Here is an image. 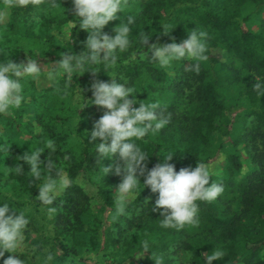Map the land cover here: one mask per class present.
I'll return each instance as SVG.
<instances>
[{"label": "trees", "instance_id": "16d2710c", "mask_svg": "<svg viewBox=\"0 0 264 264\" xmlns=\"http://www.w3.org/2000/svg\"><path fill=\"white\" fill-rule=\"evenodd\" d=\"M52 4L53 0H41L36 6L11 8L8 19L0 24L10 46L15 45L14 51L22 56L25 63L28 56L33 58L36 50L29 48L24 53L14 38L38 39L33 31L34 22L30 21L32 16L38 18L40 30L59 28L70 23L68 20L76 19L72 0H57L56 6ZM4 7L5 0H0V11ZM263 13L264 0L126 1L124 13L118 12L117 15L121 16V22H126L128 16L135 19L130 33L131 47L119 54L114 69L102 68L96 74L74 73V85L81 89L85 100L91 99L90 84L96 80L108 81L111 77L108 74L115 71L135 89L133 94L137 100L149 98L162 102L164 114H171L170 122L155 136L150 134L144 141H136L149 154L145 162L148 169L157 163H165L163 156L169 153L174 156L167 162L174 164L176 171L188 166L194 168L201 160L214 162L223 151L224 144L228 143L227 175L221 178L217 174L213 176L214 181L224 185L225 191L216 201L199 202V223L186 225L180 230L160 226V213L151 210L158 193L151 192L147 186L143 189L141 186L140 194L114 222L88 224L84 215L90 208L92 197L84 182L96 184L102 197H107L110 190L121 182V176L115 174V164L122 163L118 154L97 161L89 137L85 135L92 131L94 122L105 109L100 107L88 122L83 118L87 107L77 109V114L76 108L69 107L66 112H71L77 119L80 117L73 132L60 129L55 118L40 116L38 120L46 136L54 140L58 148L55 153L46 150L41 159H53L73 179L72 187L66 189L53 206L57 214L49 249L55 256L52 264L89 262L79 254L77 247L95 248L98 240L93 233L110 226L117 231L111 244H119L128 254L126 262L131 264H154L152 252L153 258L163 255L166 264H174L176 255L180 254L188 259V264H204L205 255L214 248H222L226 254L212 264H264V96L258 95L253 87L258 79H264ZM119 22L110 21L102 31L114 36L113 29ZM248 22L256 23L257 30L245 27ZM162 26L170 29L167 35L163 34ZM195 27L208 32V60L201 62L199 74L186 70L185 67L191 63L186 60L176 68V75L170 77L165 69L144 57L143 53H151L148 45L140 47L138 33L153 34L149 44L160 42L165 45L173 38L176 42L186 39L187 32ZM87 37V31L77 23L72 29L71 50L77 54L84 51ZM215 48L225 51L227 57L214 53ZM133 55H136L135 60L131 59ZM57 59H62V56L58 55ZM118 75L115 77L121 81ZM64 82L67 83L62 80ZM86 123L90 126L84 134ZM75 135L78 137L76 142L73 139ZM218 135L224 137V141L217 142ZM240 145H244L255 168L236 180L234 176L241 172L243 166ZM10 146L5 159L9 168L6 181L12 191V198H9L12 199L11 206L33 205L37 189L28 193L32 182L29 166L16 157L24 153L18 144L11 143ZM18 162L23 172L17 176L14 168ZM109 165H112V171L104 175L103 166ZM143 179L140 177L141 183ZM14 213L15 210L10 211V214ZM145 240L150 242L152 250L143 254L141 244ZM138 252L143 255H134ZM16 255L4 253L0 264L9 256ZM21 256L29 264L26 256Z\"/></svg>", "mask_w": 264, "mask_h": 264}, {"label": "clouds", "instance_id": "9594fccd", "mask_svg": "<svg viewBox=\"0 0 264 264\" xmlns=\"http://www.w3.org/2000/svg\"><path fill=\"white\" fill-rule=\"evenodd\" d=\"M40 3L41 0H5L4 10L0 11V24L6 21L9 9L36 6ZM56 3L57 0H53L52 6H56ZM72 5L76 19L68 20L70 23L65 29V47L68 51L60 54L62 59L54 65L45 64L50 65L46 72L45 65L42 70L37 64L36 57L42 56L39 54L35 58L28 56L26 63H15L11 59L0 60V114H11L12 109L21 107L25 101L24 89L27 79H39L43 73L47 81L58 84L62 79L70 80L74 73L96 74L102 68L114 69L119 54L131 47L130 33L135 19L128 16L126 22H121V16L117 15L118 12L124 13L126 0H72ZM64 13L63 8V15ZM112 20L120 21L113 29L114 36L102 31ZM77 23L89 33L85 50L79 54L71 50L72 29ZM162 29L163 34L169 33L170 29L164 26ZM152 35L147 32L138 33L139 45L140 47L148 45V52L151 55L145 52L144 57L162 69L171 68L176 64L174 61L186 58L191 62L185 67L186 70L199 74L201 62L208 60V32L205 30L195 27L187 32L186 39L176 42L173 38L172 42L163 46H158L155 42L149 44ZM131 59L135 60L136 55ZM108 75L115 77L118 74L113 71ZM118 76L122 83L115 78L110 82L93 81L89 86L92 92L91 99L85 100L80 88L75 96L76 114L77 109L92 104L105 109L104 114L94 122L92 131L86 136L89 137L97 161L101 162L106 157L111 158L118 154L119 161L122 162L115 164V174L121 176V182L116 187L113 197L117 212L124 214L127 202L140 194L141 186L142 189L147 186L151 192L158 193L151 210L160 213L161 227L180 230L186 225L198 224L199 202L216 201L225 191L224 185L214 181L213 176L216 167L226 157L221 154L214 162L201 160L194 168L188 166L176 171L175 165L167 162L174 156L169 153L166 157L162 155L165 163H157L148 169L145 162L149 154L136 141H144L150 134L155 136L161 132L170 122L171 114H164L162 102L157 99L140 100L139 106L135 107L137 104L136 95L133 94L135 89L125 77ZM253 87L258 91V95L264 96V79H258ZM78 118L80 119L79 116ZM39 132L43 130L38 128L36 133ZM97 140L99 142H96ZM82 142L84 144V138ZM10 147L0 144V153H9ZM57 149L56 142L46 137L43 146L35 148L30 146L29 151L22 156H16L18 161L23 160L29 166V177L40 181L36 199L42 202L41 205L50 206L49 212L56 210L51 206H54L61 193L73 185V179L64 167L58 166L51 158L41 159V154L46 150L55 153ZM110 171L112 165L103 166L104 175ZM14 172L17 176L23 172L19 162ZM140 177H144L143 183L140 182ZM9 205L10 203L0 202V257L4 256L5 251L16 253V256L4 259L3 264H26L20 252L26 247L25 231L30 220L24 212L15 210L14 214H10ZM141 248L143 254L152 250L147 240L142 242ZM225 254L222 248H214L210 254L205 255L204 264H212V261L224 258ZM134 255L142 256L139 252ZM191 255L193 253L189 254V258ZM95 258L93 255V259ZM151 258L154 264H166L163 255L153 258L152 252ZM54 259V254L48 251L42 264H52Z\"/></svg>", "mask_w": 264, "mask_h": 264}, {"label": "rangeland", "instance_id": "374dc122", "mask_svg": "<svg viewBox=\"0 0 264 264\" xmlns=\"http://www.w3.org/2000/svg\"><path fill=\"white\" fill-rule=\"evenodd\" d=\"M130 1L134 3L138 0ZM3 10L4 9H2V11ZM9 13L10 9L8 10V15ZM37 19L38 18L35 16H32V20L30 19V21L34 22L33 31L36 35H38V39H36V41H32L28 37H21L23 38L21 40H19L18 37H15L14 41L15 43H18L17 45H20L19 48L24 51V53L29 51V48L36 50L33 51V58H35L37 54L42 55L36 57V60L38 66H40L43 70V66L45 64L54 65L58 61V55L68 50V48L65 47V29L69 23L59 28L53 27L49 30H40ZM257 20L258 19L256 18L255 21L257 22ZM245 27L257 30L258 25L254 22H248L245 23ZM4 34L5 32L0 29V60L7 61L8 59H11L15 63H25L22 56L18 54V52L14 51L15 45L10 46V42H8L6 35ZM156 44L158 46H163L160 42ZM11 47H13V49H11ZM213 52L221 53L223 54V57H227L226 52L222 49L215 48L213 49ZM186 60V58H183L180 61H174L176 64H174L171 68L165 69L169 73L170 77H174L176 75V68ZM49 66L50 65L44 66L45 72L48 70ZM114 78L117 79L116 77L111 76L108 82ZM62 80L67 81V83H62ZM62 80H60L58 84L51 83L46 80L43 73L39 79L33 80L29 78L26 80L24 103L20 108L12 109L11 114H2V117L0 118V144L10 146L11 143H16L21 148L23 153L29 151L30 146L32 148L43 146L47 136L42 124L38 120L40 116H45L46 119H48L47 117L57 119V124L61 127L60 129L64 131L73 132L75 130L79 124V120L76 116H74V114L66 111H68L69 107L72 109L77 108L75 96L79 87L74 85L75 83L73 77L70 80ZM117 81L121 82L118 79ZM138 102L139 100H137V104L134 105L135 107L139 106ZM100 109V106L94 104L88 105L84 113V120L88 121V119L94 116ZM89 126L90 124L86 123L83 127L84 134ZM38 128L42 129L43 132L36 133ZM86 138H88V136H86ZM73 139L74 142H76L78 137L75 135L73 136ZM216 141L222 142L224 141V137L218 135L216 136ZM239 149L243 166L241 172L234 176V179L236 180H240L242 176L250 173L255 168V165L248 156L244 145H240ZM229 150L230 146L228 143H225L221 154H223L226 159L219 163L215 171V174H217L220 178L226 174L227 152ZM5 158L6 152L0 153V202L10 203V211L17 209L18 211L24 212L29 218L30 223L25 231L26 247L21 250L20 254H24L26 256V260L29 264H42L45 254L50 251V240L54 231V219L57 214V209L55 208L56 210L54 212H49L48 208L50 206L41 205L42 202L37 199L34 200L33 205L27 204L26 206L19 208L11 206L12 199L10 200L9 198H12V191L10 183L6 181L9 168L6 164ZM39 183L40 181H37L32 177L28 193L33 191L35 188L37 189V197L39 192ZM84 186L92 197L90 208L84 215V221L86 223L101 224L104 221L112 223L121 215L117 212L116 204L113 199L116 188H112L107 197H102L99 195L96 184L84 182ZM63 194L64 192L61 193L60 196ZM135 198L130 199L127 202L125 212L127 211V205L132 203ZM95 232L97 233L93 234L97 235L96 238L98 240V244L95 248L92 246L77 247L79 254L88 259L89 262H65L63 264H120L122 262H125V264H131L130 262H126L128 255L127 252L124 251L119 244L116 246L111 244L112 238L115 237L117 232L112 226L101 230L98 229ZM69 244H71L70 241ZM4 253L13 255L16 254L8 251H5ZM93 255H95V259H93ZM176 256L174 264H188V259L184 255L180 254ZM262 257L264 258V252Z\"/></svg>", "mask_w": 264, "mask_h": 264}]
</instances>
